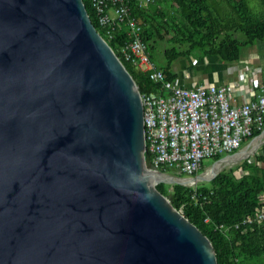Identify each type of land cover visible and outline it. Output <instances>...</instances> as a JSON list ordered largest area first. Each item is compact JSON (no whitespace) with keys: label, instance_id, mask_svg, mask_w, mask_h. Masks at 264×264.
<instances>
[{"label":"water","instance_id":"95a60500","mask_svg":"<svg viewBox=\"0 0 264 264\" xmlns=\"http://www.w3.org/2000/svg\"><path fill=\"white\" fill-rule=\"evenodd\" d=\"M145 129L84 0H0V264H219L157 185L212 181L264 130L209 175L181 176L152 166Z\"/></svg>","mask_w":264,"mask_h":264},{"label":"trees","instance_id":"16d2710c","mask_svg":"<svg viewBox=\"0 0 264 264\" xmlns=\"http://www.w3.org/2000/svg\"><path fill=\"white\" fill-rule=\"evenodd\" d=\"M129 1L132 13L144 25V36L150 50L153 42L167 43V64L159 68L170 80L177 78L171 73L172 63L181 57L197 54V60L218 57L234 64L244 61L255 46L264 43V0H259L261 7L250 4L248 0H156L154 17L150 21L149 8L141 9L137 0ZM84 2L93 23L126 65L141 94L163 92L161 85L154 82L148 73L125 59L122 47L130 39L127 28L108 37L97 20L91 0ZM159 2L166 3L167 8L163 4L158 7ZM151 56L153 59L152 53ZM263 62L262 59L256 60L264 69ZM261 132L256 130L249 139ZM223 156L213 159L216 161ZM263 163L264 145L253 159L250 157L229 170L221 171L210 184L202 183L195 187L167 183L157 185L173 205L210 238L219 264H264V222L236 227L243 217L260 205L264 194ZM240 167L242 173H237Z\"/></svg>","mask_w":264,"mask_h":264},{"label":"built area","instance_id":"2783aa9c","mask_svg":"<svg viewBox=\"0 0 264 264\" xmlns=\"http://www.w3.org/2000/svg\"><path fill=\"white\" fill-rule=\"evenodd\" d=\"M91 2L108 37L127 28L130 39L122 47L125 59L148 73L163 89L142 94L146 153L155 169L193 176L202 169L205 158L233 154L256 130H264V69L255 65L261 56H252L238 66L239 87L210 82L190 87L185 80L188 75L170 80L155 64L144 36V25L132 13L129 0ZM155 2L137 0L141 9ZM240 96L244 98L242 102ZM263 222L264 194L255 211L243 217L236 227Z\"/></svg>","mask_w":264,"mask_h":264},{"label":"rangeland","instance_id":"374dc122","mask_svg":"<svg viewBox=\"0 0 264 264\" xmlns=\"http://www.w3.org/2000/svg\"><path fill=\"white\" fill-rule=\"evenodd\" d=\"M248 1L252 5H256L258 7L259 6L261 7V5L259 4V0H248ZM162 4L167 8L168 5L166 3H162ZM164 43H166V42H164ZM261 49L264 50V43H261V44L255 46L253 48V50H251V52L247 55V57L245 58L244 61H246L248 59H251L250 57H252V56H257V55L261 56L262 60L264 61V51L261 52L260 51ZM163 55H164L163 52L161 54L158 53V52L155 53L156 60H157L158 64L161 65V66H164L165 65V62H166V59L163 57ZM193 56H195L196 58L193 57ZM197 58H198V55L197 54H193L191 57H181L176 62H174V63H176L179 66V68H181V69L183 68L182 70H185L184 67H183V62H188L189 61V63H190L189 69L187 68L186 71H185L186 72L185 73V77H186V75H188L187 76L188 78H185L186 81L187 80H189V81H194L195 80L196 83L204 82V79L203 78L200 79V80L198 79V76L200 75V72H201L202 69L204 70V69H208L210 67L216 68V66H221L222 68H225L227 71H233V69L236 70L238 68V66L241 64V62L234 63V64H228L227 62H224V61L220 60L218 57H205V58L203 57V58H201L199 60H197ZM257 60H259V59H257ZM244 61H242V63H244ZM263 64H264V62H263ZM181 74L184 76V73L183 72ZM232 75H233L232 77L235 78V74H232ZM262 138H264V136ZM249 141L250 140H247L242 145V147L246 146V144ZM253 157L254 156H252V159H253ZM214 161L215 160L213 158H210V157L205 158L203 160L204 168H203L202 171H205V174H207V175L210 174L209 173V170L211 169L210 166L214 163ZM235 166H237V165H234L233 167H235ZM217 167H221V164H219ZM229 168H231V167L226 166V167H224L222 169V171L223 170H229ZM237 173H242V170L237 169ZM186 176H188V175H186ZM199 184H202V183L199 182L198 184H194L193 186L195 187L196 185H199ZM206 184H210V181L206 182Z\"/></svg>","mask_w":264,"mask_h":264},{"label":"crops","instance_id":"0c3cea01","mask_svg":"<svg viewBox=\"0 0 264 264\" xmlns=\"http://www.w3.org/2000/svg\"><path fill=\"white\" fill-rule=\"evenodd\" d=\"M161 2H159L158 4V7L161 6ZM157 6V4H151L149 5L146 9H148V17H149V21L153 19L154 17V12H155V7ZM168 48V45L167 43H164L162 41H158L157 43L156 42H153L152 43V48H151V53L153 55V61L155 62V64L158 66V67H162L161 65L158 64L157 60H156V57H155V53H162L163 52V57L166 59V62H165V65L167 64V58H166V55H165V51L166 49ZM178 60V59H177ZM176 60V61H177ZM174 61V62H176ZM172 63V66H171V73L172 74H176L177 75V78L176 79H182L183 75L181 74L182 72L184 73L185 75V71L186 69L188 68L189 69V66H190V63L189 61L188 62H183V67L185 70H182L181 68H179V66L176 64V63ZM263 64V63H262ZM164 65V66H165ZM194 65V64H193ZM255 65H261V63H256L255 62ZM182 71H181V70ZM200 69V68H199ZM201 70V69H200ZM235 69H233V71H227L225 68H222L221 66H216V68H208V69H202L201 72H200V75L198 76V79H204V82H199V83H196V81H189L187 80L186 81V84L190 87H196L200 84H203V83H206V82H210V83H216V84H235L237 85V87H239V84H238V78L236 76V70L234 71ZM234 72V73H233ZM232 74H235V78L232 77L233 75ZM182 76V77H181ZM188 78V77H187ZM241 92L240 94L243 95V91H239ZM242 96L239 97V101L242 102L244 98H242Z\"/></svg>","mask_w":264,"mask_h":264},{"label":"bare ground","instance_id":"6f19581e","mask_svg":"<svg viewBox=\"0 0 264 264\" xmlns=\"http://www.w3.org/2000/svg\"><path fill=\"white\" fill-rule=\"evenodd\" d=\"M263 136H264V135H263ZM263 136H262V137H263ZM263 139H264V138H261L260 140H263ZM218 165H219V164H218ZM218 165H217V166H218ZM217 166L214 167L213 172L216 171L217 169L221 168V167H217ZM210 172H211V169L209 170V173H210Z\"/></svg>","mask_w":264,"mask_h":264}]
</instances>
